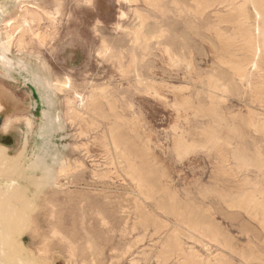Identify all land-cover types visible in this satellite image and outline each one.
Returning <instances> with one entry per match:
<instances>
[{
  "label": "rangeland",
  "instance_id": "374dc122",
  "mask_svg": "<svg viewBox=\"0 0 264 264\" xmlns=\"http://www.w3.org/2000/svg\"><path fill=\"white\" fill-rule=\"evenodd\" d=\"M19 2L0 88L49 155L14 262L264 264V0Z\"/></svg>",
  "mask_w": 264,
  "mask_h": 264
},
{
  "label": "bare ground",
  "instance_id": "6f19581e",
  "mask_svg": "<svg viewBox=\"0 0 264 264\" xmlns=\"http://www.w3.org/2000/svg\"><path fill=\"white\" fill-rule=\"evenodd\" d=\"M10 1L11 0H0V11ZM16 1L21 2V0ZM5 34L7 33L5 32ZM1 42L2 41H0V43ZM3 42L6 45V50L7 47H9V40L6 39V36L4 37ZM5 54L3 53V50H0V64L7 65L11 63L10 58ZM18 65L21 66L22 64L18 63ZM20 69H26L25 65H23V67H20ZM27 75L28 80L31 81L35 86L40 85L41 79L35 72H28ZM25 123L27 127H31V118L26 117ZM6 150L7 149L4 146L0 145V264H16L14 262L15 260L7 249V239L9 236L11 237V232L20 231L22 233V231H24L25 229V226L23 227L22 224L25 223V220L26 223L28 221V218L25 215H23L22 213L20 214L17 200L18 198L23 196V192L30 183V179H32V177L37 174L38 170L44 162V159H46L49 155V149L48 142H46V145L40 148L39 151H36L34 153L32 152L29 155H25L22 161L19 162L17 159V156L19 154L9 156L6 154ZM26 223L24 225H26ZM24 233L25 232H23L22 234ZM18 255H20V253H18ZM22 257L28 258L26 253H23Z\"/></svg>",
  "mask_w": 264,
  "mask_h": 264
},
{
  "label": "water",
  "instance_id": "95a60500",
  "mask_svg": "<svg viewBox=\"0 0 264 264\" xmlns=\"http://www.w3.org/2000/svg\"><path fill=\"white\" fill-rule=\"evenodd\" d=\"M18 102L10 92L0 88V145L7 149L6 154L9 156L19 154L17 151L18 133L11 130L10 126L11 115L15 112ZM20 142L23 143L24 140Z\"/></svg>",
  "mask_w": 264,
  "mask_h": 264
}]
</instances>
